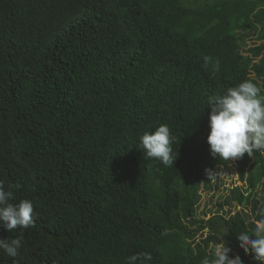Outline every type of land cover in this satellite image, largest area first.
<instances>
[{
    "label": "trees",
    "instance_id": "1",
    "mask_svg": "<svg viewBox=\"0 0 264 264\" xmlns=\"http://www.w3.org/2000/svg\"><path fill=\"white\" fill-rule=\"evenodd\" d=\"M79 1L66 0V12L57 0L23 17L3 11L19 32L0 47V181L11 203L32 201L35 227L0 223L2 238L22 241L17 257L0 250V264H127L133 255L136 264H202L223 240L232 258L261 264L237 236L260 220L264 151L222 160L207 136L210 96L244 80L264 92V0H169L164 13L150 8L151 25L98 32L99 20L73 32L62 55L39 60V44L47 51L81 14ZM161 124L174 137L173 166L138 148ZM230 162L242 187L225 184ZM202 192L211 206L198 213Z\"/></svg>",
    "mask_w": 264,
    "mask_h": 264
},
{
    "label": "clouds",
    "instance_id": "2",
    "mask_svg": "<svg viewBox=\"0 0 264 264\" xmlns=\"http://www.w3.org/2000/svg\"><path fill=\"white\" fill-rule=\"evenodd\" d=\"M47 0H34L29 3L23 0H8L6 7L0 11V47L9 48L13 45L15 36L19 32L18 22L3 15L5 9L11 10L19 16H25L23 10L30 5L32 10ZM81 14L64 23L53 36L48 38V49L44 43L39 44L38 59L47 56L62 55L67 51L68 38L73 32H80L99 20H104L98 32H102L105 25L130 29L136 23L151 25L156 14L150 8L157 4L163 6V13L169 7V0H106L105 12L99 13L95 3L105 4L104 0H80ZM66 0H57V10L66 12ZM38 23L35 24V26ZM31 55L27 58L30 61ZM43 67V66H42ZM28 77L27 65L22 69L21 78L26 81ZM39 77L45 78L40 69ZM26 86L27 82H26ZM24 100V99H23ZM17 102V101H12ZM211 106L207 142L211 154L219 156L222 160L238 159L247 153L253 155L254 151H264V92L257 83L244 80L234 87H229L222 95H212L208 98ZM172 137L166 124L159 125L154 131H145L140 136V149H143L146 158L160 160L165 166H173L177 154H173ZM209 179L215 173L206 169ZM11 190H5L4 182L0 181V223L12 232L13 230L35 227L34 207L29 199H22L18 203H11L14 199ZM260 220L254 230L242 232L237 236L240 247L247 253L251 251L254 259L264 264V207L258 209ZM0 250L10 257H17L21 248V233L19 238H2L5 232L1 231ZM231 249L225 241L218 242L211 253V258H204L202 264H243L240 256L232 258ZM145 260L151 259L150 253L142 254ZM138 257L133 255L127 259V264H136Z\"/></svg>",
    "mask_w": 264,
    "mask_h": 264
},
{
    "label": "rangeland",
    "instance_id": "3",
    "mask_svg": "<svg viewBox=\"0 0 264 264\" xmlns=\"http://www.w3.org/2000/svg\"><path fill=\"white\" fill-rule=\"evenodd\" d=\"M224 180H225V184H226V186L228 187L229 186V188L231 187V186H233V185H235V186H243V183L242 182H240L239 181V179H238V175H237V173H236V169H235V165H234V162H230L229 164H228V166H227V170H225V175H224ZM211 193H206V192H202V195H201V201H200V205H199V207H198V210H197V212L199 213V211L201 210V208L204 206V205H206V206H208V207H206V209L207 208H209L210 206H211V204H210V195ZM218 198V196L216 197H214V201L213 202H215L216 201V199ZM241 207H244V206H238V207H235V208H233V212L234 211H238V210H240L241 209ZM246 212H249V209L248 208H246L245 207V209H244ZM213 211H215V207H214V205H213V207H212V212ZM212 212H210V213H208L207 215H206V217H208Z\"/></svg>",
    "mask_w": 264,
    "mask_h": 264
}]
</instances>
